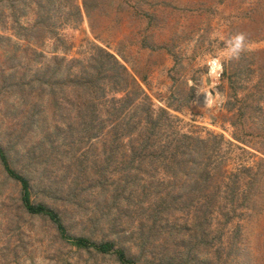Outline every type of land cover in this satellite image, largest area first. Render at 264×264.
Returning a JSON list of instances; mask_svg holds the SVG:
<instances>
[{
    "label": "rangeland",
    "instance_id": "1",
    "mask_svg": "<svg viewBox=\"0 0 264 264\" xmlns=\"http://www.w3.org/2000/svg\"><path fill=\"white\" fill-rule=\"evenodd\" d=\"M89 1L88 17L84 0H0V146L31 179L33 200L67 212L71 234L132 243L137 264L178 258L173 237L200 244L193 264H264V0ZM96 46L127 66L156 114L167 112L162 134L208 139L209 162L226 178L215 174L202 193L214 204L206 236L193 224L194 206L172 215L153 208L163 195L189 198L188 177H149L157 166L132 167L96 142L71 143L67 125L81 96L73 80ZM258 164L256 189L239 207L229 199L230 174ZM20 205L21 186L0 160V264H117L72 247L49 219ZM153 224L155 242L168 247L157 259L140 240Z\"/></svg>",
    "mask_w": 264,
    "mask_h": 264
},
{
    "label": "trees",
    "instance_id": "2",
    "mask_svg": "<svg viewBox=\"0 0 264 264\" xmlns=\"http://www.w3.org/2000/svg\"><path fill=\"white\" fill-rule=\"evenodd\" d=\"M46 1L50 6L56 4V0ZM90 2L84 0L83 3L84 12L88 17L91 13ZM77 12L81 17L83 16L79 7H77ZM21 28L28 30L23 26ZM53 60L60 64L64 63L63 58H54ZM79 62L82 64V69L75 75L73 80L75 84H73L79 89L81 96L80 101H78L76 116L67 125L71 143L81 146L83 143L93 144L96 142L104 146L108 152H111L113 154L111 157L117 160L122 158L121 161L126 162L129 166L150 164L152 169L157 166L154 172L146 174L149 177L155 178L160 174L172 179L183 176L188 177L192 181L190 185L193 192L189 195V198L186 197V199L181 200L182 195L175 196L170 202V199H165L163 195L156 200L153 208H155L158 215L166 210L172 215L178 206H181L177 209L179 211L183 208L188 211L194 206L197 211V218L195 215L193 224L196 229L200 226V230L197 231H201L206 236V230L201 229V227L208 221V214L214 211V208H212L214 204L209 196L202 193L209 188L208 184L213 180L215 174L223 175V172L218 169L215 170V167H212L209 162L208 139L194 138L186 134H162L159 131L161 128L160 119L167 112L162 111L163 115L154 112L150 97L143 91L137 80L132 77L127 66L114 54L100 46H96V51L87 62ZM26 85V83L22 84V86ZM64 86H66V83H64ZM108 92L113 93V95L122 94V97L109 98ZM75 135H79L80 138L77 139ZM10 154L9 149L0 146V160L5 173L21 186L20 206L25 213L49 219L60 238L77 250L96 254L101 258H115L117 264L138 263V256L135 257L133 254V244L129 242V245L127 240L121 241L116 236L112 238L108 235L102 240H96L71 234L67 221L68 213H61L56 207L46 202L38 203L33 200L31 179L22 171L12 167ZM260 165L244 167L236 173L230 174L236 186L231 188L232 190L230 189L229 199L231 198L232 202L242 201L243 204H238L239 207L245 205L248 201L247 198L254 193L258 176H261L262 173ZM245 175H248L249 178L243 184L242 178ZM225 178V175L221 177L223 180ZM77 180H79L78 176ZM92 183L93 185L88 186V188L98 186L97 182L93 181ZM79 186L80 182H77L76 189ZM81 189H83V186H81ZM51 191L52 187H47V194ZM75 191L74 196L76 198L80 197L79 193H75ZM64 196H67V194L64 193ZM72 199L74 200L73 196ZM207 208H209V212L206 211ZM202 210H204L203 214ZM153 225L155 227H151L149 233L144 234L140 240L145 249L149 248L152 253L150 255L157 259L163 251L161 247L164 248L165 246L155 242V237L160 231L157 230L158 225ZM102 230L105 231V228H102ZM154 234L156 235L154 236ZM172 241L174 243L171 250H181V252H178V258L171 256V258L165 260L163 258L164 254H162L159 261L152 259L151 262H145L144 264H193L196 261V257H192V252L198 248L199 243H194L193 239H183L177 242L174 237ZM211 242L212 240L209 239L208 243L212 244ZM143 256H148L147 252ZM201 264L214 263L204 261Z\"/></svg>",
    "mask_w": 264,
    "mask_h": 264
},
{
    "label": "clouds",
    "instance_id": "3",
    "mask_svg": "<svg viewBox=\"0 0 264 264\" xmlns=\"http://www.w3.org/2000/svg\"><path fill=\"white\" fill-rule=\"evenodd\" d=\"M244 37L242 35H239L236 37V41H237V48H239L241 46V44L243 43Z\"/></svg>",
    "mask_w": 264,
    "mask_h": 264
}]
</instances>
